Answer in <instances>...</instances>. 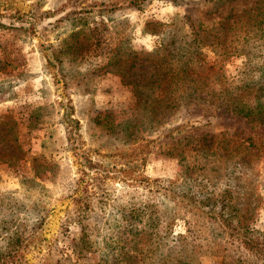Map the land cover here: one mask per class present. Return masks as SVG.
I'll use <instances>...</instances> for the list:
<instances>
[{
	"label": "rangeland",
	"instance_id": "obj_1",
	"mask_svg": "<svg viewBox=\"0 0 264 264\" xmlns=\"http://www.w3.org/2000/svg\"><path fill=\"white\" fill-rule=\"evenodd\" d=\"M263 4L0 0V254L20 236L14 264H264L206 218L230 191L264 243V123L193 98L151 122L124 74L171 44L206 90L264 101ZM145 60L134 78L157 75Z\"/></svg>",
	"mask_w": 264,
	"mask_h": 264
},
{
	"label": "trees",
	"instance_id": "obj_2",
	"mask_svg": "<svg viewBox=\"0 0 264 264\" xmlns=\"http://www.w3.org/2000/svg\"><path fill=\"white\" fill-rule=\"evenodd\" d=\"M262 8L264 9V4L262 5ZM195 34L199 35V32H195ZM197 41L201 43L202 40H200V38L198 37L193 39V42L196 43ZM205 44H199L198 48L194 50L198 56L202 54V49L204 48ZM170 45L171 44H162V47L160 49L163 52L162 56H160L159 51L156 50L154 52V57L151 56L148 58L142 56L136 59V57L134 56L131 64L125 66L126 69L124 74L131 79L128 80V83L136 87V94L138 93V98L144 96L143 103L147 104L150 108L149 114L151 116V122H154L152 119L153 116H155V120L159 123H162V119L169 111L176 109L184 100L193 98L201 99L204 101L206 100L210 103H213V101L216 99L217 101H220L218 104L219 107H224L227 111H230L235 115L245 118H256L264 123V101L260 99H254L253 96H244L243 91L240 95L237 94L238 92L236 90L240 88L247 91L251 90L249 83H245L242 86L236 87L235 89L233 88V90L228 86H225V83H222V86L224 87H222L218 92H216L215 89L206 90L205 81L199 77V72H197L195 68L189 67L188 62L182 63L181 61L168 60L165 53L168 51L167 48ZM199 50H201V52H199ZM156 54L158 55L157 57ZM136 55L140 56V54ZM145 59L154 63L156 67H158L157 75L154 77L151 76L146 80L144 78L142 79L141 77L134 78L133 76L139 73L137 71L136 61H146ZM203 65L206 66V62H204ZM197 66L198 69H200L202 67V64L199 63V65ZM214 68H216L215 65H209L207 67V69L211 71ZM131 72H133L132 75ZM216 74H218V72ZM144 90H146L147 92L146 95H144ZM203 93H205V97L201 96V94ZM105 119V123H98H100L101 126H108L111 129L118 128L120 126V123H118L116 120L112 122L108 120V117H105ZM122 125L124 136L131 138L134 135V132L132 128H130V124H127L125 122ZM179 151L180 152L178 154H180L182 157H191L189 155V151H186V149H184L183 147L179 149ZM206 200L207 198H205V201ZM219 201L220 203H222L219 214H215L216 212L213 210L211 214H208V216H206V218L211 219L217 217L215 221H218L220 228L229 230L232 229L230 233L231 238H233L234 240H239L240 246H242L245 250L259 255L258 253L262 251V248L264 247L262 246V244L264 243L259 237L248 235L247 233L242 232V230H246V227H244V224L240 222V209L239 205L236 203V197L233 196L232 192L225 191L220 195ZM140 216H142V214L136 208H133L131 210L130 215L123 213V218L130 220L140 218ZM222 218L225 220H229L230 224H225ZM131 235L132 234H129L128 239L126 240L127 242L130 241L129 239H131ZM20 238V236L15 238L16 240L14 241L16 244H19L21 242ZM15 243L12 242L10 243V245L8 244L7 248L9 252L7 254H0V264H9L10 262H12V264L17 263V251L14 246Z\"/></svg>",
	"mask_w": 264,
	"mask_h": 264
}]
</instances>
